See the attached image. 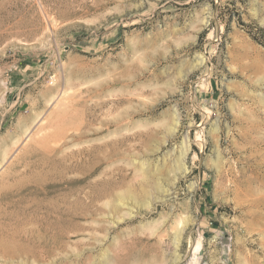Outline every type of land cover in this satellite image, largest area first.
Listing matches in <instances>:
<instances>
[{"label":"rangeland","instance_id":"1","mask_svg":"<svg viewBox=\"0 0 264 264\" xmlns=\"http://www.w3.org/2000/svg\"><path fill=\"white\" fill-rule=\"evenodd\" d=\"M0 264H264V0H0Z\"/></svg>","mask_w":264,"mask_h":264},{"label":"bare ground","instance_id":"2","mask_svg":"<svg viewBox=\"0 0 264 264\" xmlns=\"http://www.w3.org/2000/svg\"><path fill=\"white\" fill-rule=\"evenodd\" d=\"M186 151H188V148ZM141 170L143 171L142 168ZM96 171L97 167H90V170H88V173L85 175V177L77 180H64L56 183L54 186L46 190L44 193L46 197H49L52 194H57L58 197L62 198V204H59L58 206H51V204H47L46 206H36L33 200L34 196L37 194V192H39L38 189L34 191L18 193L16 196H18L19 198L16 201L14 214L22 216L28 210L32 214V216L35 217L36 228L39 230L38 237L40 239V237L42 236V244L44 243V245H46V242H48L49 239L61 240L63 236L61 231V224H64L67 220L68 222H74L79 218L76 211L77 201L73 200L72 202H70L67 198L69 197L68 195H74L77 192L76 186L86 178H90L95 174ZM146 175L148 176V174ZM62 205L64 209L61 208ZM56 229H60V232H57Z\"/></svg>","mask_w":264,"mask_h":264}]
</instances>
